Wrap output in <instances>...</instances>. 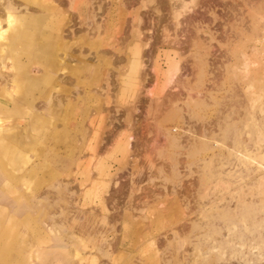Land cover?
Instances as JSON below:
<instances>
[{
    "label": "rangeland",
    "instance_id": "obj_1",
    "mask_svg": "<svg viewBox=\"0 0 264 264\" xmlns=\"http://www.w3.org/2000/svg\"><path fill=\"white\" fill-rule=\"evenodd\" d=\"M213 3L179 60L199 0H0V264H264V0ZM144 72L178 110L153 143Z\"/></svg>",
    "mask_w": 264,
    "mask_h": 264
},
{
    "label": "crops",
    "instance_id": "obj_2",
    "mask_svg": "<svg viewBox=\"0 0 264 264\" xmlns=\"http://www.w3.org/2000/svg\"><path fill=\"white\" fill-rule=\"evenodd\" d=\"M61 1L62 0H53L54 3H58V4H60ZM20 30H22V29L19 28V25L15 26V28H14L15 33L14 32L13 33L18 35L20 33ZM173 49H174L173 52L176 55H178V59L180 60L181 55H182V53L180 52L181 48L174 47ZM178 59L177 60H175V59H172V60L168 59L167 60V68L164 70L163 76L165 78V81L168 84H170L171 81L177 77V75L183 74L181 72L182 70L180 67L181 62ZM136 61L137 60H135L134 63L138 64V61L137 62ZM144 65H146V63H144ZM140 66H142V65H140ZM140 69H143V68H140ZM176 69H177V71H176ZM171 73H173V75L171 77L172 80L170 79L171 80L170 81L167 79V77ZM156 77H157V74H156ZM147 80H148L147 79V73L144 72L140 76H137L136 74H125L122 77L121 81L123 82V85H124V87H122V88L125 89V87L128 86L129 90H131V93L133 91L132 90V88L134 87L133 85L138 86L139 92H138L137 97H140V96L142 97L143 94H141V92H144V91H146L147 94L150 95V97L145 99V100L140 99L139 103L143 104V106H144V108H142V114L146 115L147 117L149 116L148 118H151V120H152L153 128L151 130L147 129L146 134L151 135V137H153L152 138V143H153L158 138L157 136L159 133L161 134L160 136H162L163 138L165 137L166 133L164 131L160 132L159 128H161V127H159V126H162V122H164L167 117L173 116L174 114H176V112H178V110H175L176 108H174L175 104H176V102H175L176 99H174V104L168 105L169 102H167L166 99L164 98V96H163L164 93L162 95H160L162 90L157 91V92H156V90L152 91L153 87L157 88V82L156 83L152 82L151 88H145V83L148 82ZM155 80L157 81V79H155ZM184 80H185V78H180V81L182 83L185 82ZM173 83H171V85ZM139 94H140V96H139ZM154 94H155V96H154ZM115 103H117V102H115ZM128 104L130 105V103H128ZM128 104L125 105L126 111L124 112V117H123L124 121H122L124 123L120 122L119 124L116 125L115 130H114L115 133L113 134V137H111V138L109 137V141H111L110 144L114 143L113 145H115V149H117L124 157L123 158L124 160H121L118 162L120 165L119 170H122L123 168H125L126 165H128L127 172L130 173V170L133 168V165H134L133 163L135 161V158L133 157V152L138 150V147H135V145H134V141H135L136 137H135V135H132L133 132H135L136 130L132 127V122H131L132 113L134 110H137V108L135 107V104L131 105L132 108L129 107ZM118 105L119 104H117V105L115 104V105L111 106L112 108H110V110L113 111L114 109H116V107ZM158 114H160V116ZM112 116H114V113L112 114ZM158 130H159V132H158ZM155 132H156V134H155ZM111 135H112V133H111ZM84 137L85 136H83V139H84ZM157 147L158 146H156V148ZM129 159L131 161L130 163L128 162ZM92 166L94 169L97 168L95 164H92ZM79 172H81V170H79ZM93 172H95V171H93ZM83 173H84V171L81 172L82 175H84ZM96 174L100 178L93 179L94 182H108V181L114 182V180L117 178L116 173L111 172L110 165L106 166L103 170L100 169Z\"/></svg>",
    "mask_w": 264,
    "mask_h": 264
},
{
    "label": "bare ground",
    "instance_id": "obj_3",
    "mask_svg": "<svg viewBox=\"0 0 264 264\" xmlns=\"http://www.w3.org/2000/svg\"><path fill=\"white\" fill-rule=\"evenodd\" d=\"M212 1H214L215 2V0H199V2L201 3V4H203L204 3V5H202V7H200L201 8V14L200 13H198L197 14V16H198V18L197 19H194L193 17H192V13H196V12H194V10L193 11H191V12H189V13H187L186 14V16H185V18H184V20H181L182 22H180L181 24L183 23L184 24V27H185V29H184V27H179V29H178V32L177 33H174L175 35H173V37L174 38H177V39H181L180 41L178 40V42L176 43V41H174L176 44H173V45H175L176 46V48H182V44L181 43H183L184 44V41L186 42V41H189L190 42V39L195 35V33L197 32V24H199L200 22H204V20H203V17H206L207 16V14H210V15H208V17H211L212 16V14H213V12H214V9H213V6H214V4L215 3H213L212 4ZM156 4H157V2H156ZM156 4H155V6H156ZM156 10H160V9H157V7H156ZM207 18V17H206ZM208 21V20H207ZM182 24V25H183ZM164 29H165V26L163 27ZM183 28V29H182ZM163 29V30H164ZM178 34V35H177ZM264 40V39H263ZM173 42V43H174ZM172 43V42H171ZM180 46V47H179ZM175 68V67H174ZM182 72V71H181ZM185 75H187V74H180V75H177V77L175 78L176 80H177V82H176V80L174 81L175 83H177V84H174V85H176V87L178 88V84L182 87L183 86V83L180 81V78H185L186 76ZM189 78V77H188ZM171 81V80H170ZM172 82V81H171ZM173 84H172V86H174ZM176 88V89H177ZM178 89H180L181 90V88H178ZM180 90H176V91H174V96H176V95H178L179 93H180ZM165 94V93H164ZM164 96H166V94L164 95ZM166 98V97H165ZM169 98V100L167 99V101H171L170 99H171V97H168ZM163 100V99H162ZM172 130H173V128H172ZM128 134V133H127ZM156 134V133H155ZM140 148V147H139ZM114 187H116V186H114ZM117 187H119V186H117ZM122 187V186H121ZM113 192V191H112ZM118 195V194H117ZM115 197V196H114Z\"/></svg>",
    "mask_w": 264,
    "mask_h": 264
}]
</instances>
